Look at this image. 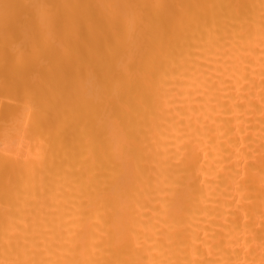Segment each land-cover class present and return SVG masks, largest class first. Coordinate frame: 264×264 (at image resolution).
Here are the masks:
<instances>
[{"label": "bare ground", "instance_id": "1", "mask_svg": "<svg viewBox=\"0 0 264 264\" xmlns=\"http://www.w3.org/2000/svg\"><path fill=\"white\" fill-rule=\"evenodd\" d=\"M0 264H264V0H0Z\"/></svg>", "mask_w": 264, "mask_h": 264}]
</instances>
